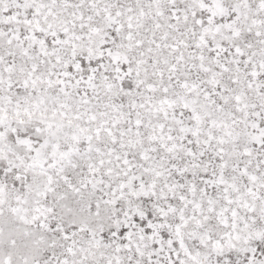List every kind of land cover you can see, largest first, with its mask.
<instances>
[{
    "label": "snow or ice",
    "instance_id": "snow-or-ice-1",
    "mask_svg": "<svg viewBox=\"0 0 264 264\" xmlns=\"http://www.w3.org/2000/svg\"><path fill=\"white\" fill-rule=\"evenodd\" d=\"M0 264H264V0H0Z\"/></svg>",
    "mask_w": 264,
    "mask_h": 264
}]
</instances>
